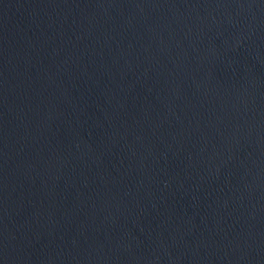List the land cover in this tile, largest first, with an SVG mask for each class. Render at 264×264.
<instances>
[{"label":"water","instance_id":"95a60500","mask_svg":"<svg viewBox=\"0 0 264 264\" xmlns=\"http://www.w3.org/2000/svg\"><path fill=\"white\" fill-rule=\"evenodd\" d=\"M0 264H264V0H0Z\"/></svg>","mask_w":264,"mask_h":264}]
</instances>
